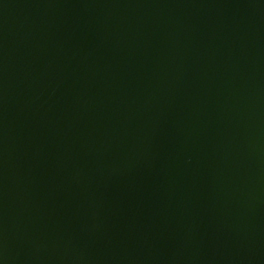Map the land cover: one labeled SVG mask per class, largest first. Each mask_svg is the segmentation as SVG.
I'll list each match as a JSON object with an SVG mask.
<instances>
[{"label": "water", "instance_id": "1", "mask_svg": "<svg viewBox=\"0 0 264 264\" xmlns=\"http://www.w3.org/2000/svg\"><path fill=\"white\" fill-rule=\"evenodd\" d=\"M0 264H264V0H0Z\"/></svg>", "mask_w": 264, "mask_h": 264}]
</instances>
